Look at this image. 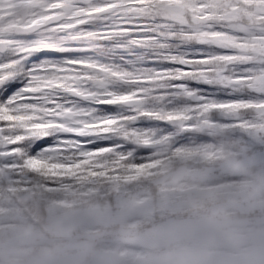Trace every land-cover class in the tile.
I'll use <instances>...</instances> for the list:
<instances>
[{
    "label": "rangeland",
    "instance_id": "rangeland-1",
    "mask_svg": "<svg viewBox=\"0 0 264 264\" xmlns=\"http://www.w3.org/2000/svg\"><path fill=\"white\" fill-rule=\"evenodd\" d=\"M98 1L0 0V41L7 44V51L0 53V75L18 72L32 51L52 46L65 52L67 57L80 59L69 60L66 66L56 70L51 81L44 80L40 87H55L58 80L74 93H80L83 89L72 88L73 83H87L88 96L97 99V87L104 83L101 78L112 73L122 78L128 75V69L117 64L116 57L110 56L107 60L92 57V53L86 52L90 42L80 40L79 32L69 36L68 41L65 36L70 34L69 27L74 23L94 22L91 15H85L84 7L94 9L99 6ZM111 5L115 8L103 10L96 19L99 22H94L89 32L104 34L103 37L108 36L109 40L118 33H127L133 29L131 26L151 21L156 28L145 36L154 38L152 41L163 53L160 57L179 65L166 69L160 78L154 79H165L168 72L177 68L180 71L177 75L186 73L183 75L188 79L197 76L208 87L211 85V90H205L208 91L205 95H209L200 96L190 88L185 89L186 85L175 83L174 94L167 96L164 103H170L172 107L182 106L185 101L190 102L188 99L200 96L201 99L195 101L204 111L228 114L230 118H238V124L234 128L220 126L221 135L222 132L225 135L218 142H212L211 137L197 142L186 135L182 137V146L171 153L170 144H166L163 137L165 126L155 124L153 127L148 122L149 115L152 119L159 117L158 110L160 113L167 111L170 105L158 104V95L146 97L145 93L161 91L153 88L151 72H141L147 81L135 87L136 90L124 93L121 108H117L115 119L118 122L112 127L127 141H131L129 138L147 139L157 150L170 151V155L147 160L146 152H137V157H143L141 162L153 163V168L143 175L148 180L139 186H126L114 182L113 178L103 189L93 182L80 186L79 175H75L70 185L54 188L38 185L39 193L34 190L35 186L18 191L27 206L25 208L14 204V198L0 193V264H206V261L207 264L231 261L264 264V215L257 216L258 213L264 214V0H114ZM70 6L77 7L68 9ZM108 6L110 3L100 7ZM71 16L74 19H70ZM60 23L64 24L62 30L58 28ZM38 24H44L45 28L33 32L32 27ZM176 36L180 45L182 41L192 46L193 57L179 54ZM102 46L101 53L117 54L115 48L118 45L105 42ZM90 47L98 45L91 44ZM200 51L203 56H199ZM87 65L100 67L104 73L97 69L92 72ZM83 69L90 70L92 76L84 80L79 72ZM248 77L252 78L249 82ZM120 86L123 88L124 85ZM225 89L227 94L230 92L234 96L229 98L218 92ZM130 101L138 103L128 106L126 103ZM19 107L30 106L22 104ZM142 115L148 117L141 119ZM188 129L203 130L196 122L188 125ZM129 145L123 153L116 152L122 158L114 157V160L125 161V165L121 167L116 160L113 166L118 167H114L111 173L126 171L131 178L137 176V170H131L134 161L131 159L136 156H131ZM153 149L156 148L150 146L147 150ZM12 151L14 147L6 148L0 154L3 157L0 160L11 164L16 158ZM15 175L18 174L12 176ZM154 183L160 187L153 188ZM155 190L158 191L154 201L150 194ZM37 194L38 199L35 198ZM110 194L115 195L114 201ZM44 202L47 204L42 210ZM243 204L250 208L246 214L248 218L246 216V220L240 222L236 217L235 220L229 219L233 214L247 212L243 210ZM158 207L161 208L156 214ZM208 211L211 215H225L227 218L220 223H211L208 230L211 228L214 233L209 235L215 238L206 245L196 246L195 237L187 236L192 229V222L187 221L193 220V216L177 217L180 220L177 222L171 218L154 223L162 213L192 212L203 216ZM195 220L199 221V232L203 231L206 223L200 218ZM226 221L228 227L224 228L221 223ZM142 229L144 233L138 243L125 236L128 231L137 234ZM177 236L187 237L179 241ZM169 243L171 245L167 247Z\"/></svg>",
    "mask_w": 264,
    "mask_h": 264
},
{
    "label": "trees",
    "instance_id": "trees-1",
    "mask_svg": "<svg viewBox=\"0 0 264 264\" xmlns=\"http://www.w3.org/2000/svg\"><path fill=\"white\" fill-rule=\"evenodd\" d=\"M91 1V0H89ZM114 0H100L98 1V3L100 2L99 6H96L94 9H90L88 6L84 7L85 10V15H91L93 17L94 22H99V20H96L98 18V15H102V11L103 10H111L115 8V5L112 6L111 3ZM105 3H110V6L105 7V8H101L100 6L105 4ZM134 2H130V4H133ZM135 5V4H134ZM166 9V8H165ZM70 19H74V17L72 18L69 17ZM144 20V19H142ZM74 23V24H68L71 25L69 27L70 29V34H67L66 37V41H68V37L69 36H73V34L75 32H79L80 35H78L79 38H82L80 40H85L90 42L87 48V53H92L93 56L92 57H101L102 59L107 60L108 57H116V62L117 64L121 65V67H123L124 69H128L127 74L129 76L134 75L135 73L139 74L138 77H122L112 73L109 75L108 74L105 75V78H101L104 83L100 86H98L97 91L99 92V94H97V99L94 96H88L87 98H95L99 103H110L113 106H115L116 108H121L122 102L125 98H122L124 96L125 92H129L128 90H136L137 88L135 87H139L141 85H144L145 81L144 78V74L145 73H150L151 74L149 76H153L152 79H150V82H152L151 84L154 86L153 88L156 89H160L159 91H161L160 93H157V91L153 90V93L150 91V93H145L146 97H156L158 95L157 100H159L158 104H169L170 103H164L166 101V99L170 96H172V93L174 94L176 88H175V83L179 84V85H186V87H184L185 89L190 88L192 89V92L194 91V93L196 95H202V96H206L209 94L205 95V92H208L209 90H211V85H209L208 88H194L192 86V81H195L197 83H201L204 84V82L200 81V79L195 76L192 78H186L183 74L186 73H182L177 75V68L174 69V71L171 70V72H168V74H172L171 76L168 77L165 76V79H160L155 80L160 78L159 76L162 73H165L166 69L161 71L158 70V66L157 65H152V64H148L146 63L147 60L149 59H158L161 61H164L163 56L160 57L159 55H162L163 53L159 50V46L157 45V43H155L154 38L153 39H148L145 34H149L151 33L152 28H156L155 26H153V24L147 21L142 22L141 24H137L138 26H131V30H127V33H118L113 39H109L108 40V36L103 37V35H99V34H95V33H91L89 32V27L94 26L93 23ZM136 23V22H133ZM147 24V25H146ZM60 27L59 30H62L64 28V24L60 23ZM143 25V26H141ZM145 29H142L144 28ZM121 26V25H120ZM129 26V25H128ZM130 27V26H129ZM140 27V28H138ZM148 32V33H147ZM143 34V37L140 38H131L132 36L135 37L136 35H140ZM156 35V34H153ZM118 38V43H117V39ZM177 39V44L178 45V52L179 54H183L184 57H193L195 54L193 53V48L192 46H189L186 42H182V45L179 44L180 40L179 37L176 36L175 37ZM53 39V38H51ZM143 40V41H140ZM108 43L109 45L112 44L114 46L118 45L115 48V52L117 54L111 55L110 52H106V53H101L100 50L103 47L102 45L104 43ZM94 44V45H98V47H93L91 48L90 45ZM45 47H50V46H45ZM52 47V46H51ZM59 49V48H57ZM60 50V49H59ZM103 51V50H102ZM85 52V53H86ZM65 53V52H64ZM203 54V52L200 51L199 54ZM69 54H73V53H69ZM138 54V55H137ZM155 54V55H154ZM186 54V55H184ZM198 55V54H196ZM203 55H199V56H203ZM143 57V61L140 60V57ZM157 57V58H156ZM115 60V59H114ZM196 61V60H193ZM80 65V64H77ZM17 66V65H16ZM177 67H179V65H176ZM14 67H11L10 69H13ZM86 68H89L92 72H94L95 69L102 71L104 73V71L100 68V67H96L93 66L91 67L90 65H87ZM206 68V67H205ZM203 69V66H202ZM89 70V71H90ZM73 71H77V70H73ZM89 71H85L83 70H79L81 76L84 77V80L87 79V76H92V73ZM141 72H144V74H142ZM3 75H7V73L5 72ZM155 77V79H154ZM125 78V79H124ZM131 79H134L133 81H131ZM247 82H249L248 80H251L252 78L248 77L246 78ZM124 85L123 88L120 86ZM119 86L121 88H119ZM178 86V85H177ZM208 86V85H207ZM131 87V88H130ZM180 87V86H178ZM239 87V86H238ZM182 89V88H179ZM206 89H208V91H205ZM226 89L222 90V91H218L220 94H227L226 93ZM191 92V93H192ZM229 92V91H228ZM156 93V94H155ZM237 95L241 96L244 94L241 93H236ZM126 95V94H125ZM211 95V94H210ZM168 96V97H167ZM198 96V98L194 97L193 99H188L189 101H185V105H177L173 107L170 105V108L166 111L164 110L162 113H160V111L158 110L159 114H161V116L159 117H149L148 116H144L142 115L140 118H149V123H151V125L155 124H160V126H165V128H163V137L165 136V143L166 144H170V148H171V153L176 152L177 149L182 146V141L184 136L187 135V137L191 136L190 138H194V140H196L197 142H200L202 140V138L205 137H211L212 138V142H218V140L220 138L224 137V133L222 132L221 135V128L220 126H223L224 128H227L228 125H230V128H234L236 127L235 125L238 124L239 119L238 118H230L228 116V114H221L219 115L218 111L215 112H208V111H204V109L201 108V106H199V102L195 101L197 99H201V97ZM232 96H234L232 93H228L227 97L231 98ZM167 97V98H166ZM156 100V101H157ZM126 102V101H125ZM157 102H155L156 104ZM249 106V105H248ZM255 107V106H254ZM127 110V109H126ZM45 111L50 112L52 111L51 109H45ZM128 112V111H127ZM148 115V113H146ZM164 114V115H162ZM20 113H17V116H19ZM113 116V118L111 119H104L102 121H96V122H92V123H88L86 121H83V127L80 128H68L65 129L62 125L58 126L61 128V130L63 131H69V132H74L77 133L79 135H89V134H97V135H103V134H111L112 136H114L115 138L119 139L120 141H122L123 143H119L115 146H105L101 149L98 150H88V151H81V147L82 145L79 144V142L75 139V137H71L68 140H66L63 144L57 146L55 149L52 150V155H49L46 158H40V157H29L27 156L26 152L24 151V149L21 148H16L14 147V151H12V153H16V158H18L19 161L16 160H12L13 162L11 164H8L7 161L5 160H0V193L4 194L5 196L14 198V200H12L14 202V204H19L21 205L23 208L27 207L24 206L25 202L22 201V198L19 196L18 191H22V189H30V187H34V190L36 191V193H39L37 191L38 185L40 186H45V187H49V188H54V187H60V186H65V184L70 185L73 182V178L75 177V175H79V177H77L78 180H80V186L81 183H85V182H93L95 183V185H97L98 187L100 186L101 189L108 187V184L111 183V179H114V182L117 183H123L124 185H140L141 182H145L148 179L144 178L143 175H145V172L149 171V168H153V163L151 161L149 162H141V158L143 157H137V152L142 151V152H146V157L145 159L149 160L151 158H160L165 154H169L170 155V151L167 152H161L160 150H157V147L154 146L152 144V142H150L147 139L144 140H135V139H131L129 138L131 141H127L126 139H124V137L122 136V134L120 135L118 133V131H116V129H114L112 127V125L116 122H118L116 116L117 114H111ZM157 115V114H156ZM196 116V118H195ZM15 119V117H13ZM189 118V120H187ZM191 118V119H190ZM131 119V117H130ZM147 122L146 120H142V122ZM18 123L20 122H24L22 123L23 125L27 126L28 130L31 132L32 135H37V134H47L49 129L54 127L55 125L52 124L51 121H45L43 119L42 116H37L34 117V119L32 120H22V121H17ZM177 122H179L177 124ZM180 122H183L180 124ZM196 122L198 127H202L203 130L201 131H193V130H189L188 129V125H190L191 123ZM219 126V127H218ZM206 127V129H205ZM218 127V128H217ZM213 128H216L217 130L215 132H213ZM153 128H150V130L152 131ZM208 129V130H207ZM132 130L133 133H135L134 129H130ZM148 130V129H147ZM207 130V131H206ZM148 132V131H147ZM197 132V133H196ZM218 132V135H217ZM115 134H118L117 136ZM162 134V133H161ZM191 140V139H189ZM130 144V148L128 149L131 152V156H136L133 161L132 168L131 170H137V176L131 178V176H129V172L123 171L122 173H118V174H114L111 173V171H113L114 167H118V166H113V164L115 163L116 160H118L121 164V167H123V165H125V161L116 159L114 160V157H118V158H122L119 157L121 155H119V153H116L118 151H120V153H123V150H125L127 148L126 145ZM150 144V146L152 148H156L153 150H147L150 149V146L147 145ZM145 146L147 147V149H145ZM126 147V148H125ZM132 150V151H131ZM166 150V149H164ZM176 154V153H175ZM106 161H105V159ZM146 160V161H147ZM28 161V162H27ZM109 165V167H108ZM18 174L15 175L16 177L12 176L14 174ZM38 174V175H35ZM18 176V177H17ZM29 176V178H28ZM156 180V179H155ZM154 180V181H155ZM72 181V182H71ZM75 181V180H74ZM153 188H158L160 187V184L157 185L156 183L153 184ZM157 191L155 190L154 192H152L150 194V197L155 201L156 196H157ZM209 192V191H208ZM261 193V192H260ZM263 194V198H264V192H262ZM112 195V194H110ZM101 196V195H100ZM207 197L209 198V195H207ZM35 198H40L37 194V196H35ZM115 195L110 196V199L112 201H114ZM46 204L47 202H44L41 204V208L42 210L46 208ZM27 205V204H26ZM244 209L243 210H247V212L243 213V214H233L232 217H230L229 219L231 220H235V217L237 218L236 220L243 221L246 220V216L248 218V215H246L248 213V211L250 210L249 206L246 207V204H243ZM161 207H158L156 214H158V210ZM155 207L153 206V211H154ZM211 211H208V213H206L207 215L201 216V215H195L194 213H190L188 212L187 214H167V213H162L161 215H158L160 217H157L155 219L154 223L157 222H161L162 220L164 221L165 219H175L177 222V217L179 218H188V217H192L193 220L189 221L190 219H188L187 222H192V225H190V227H192V229H190V233L187 235L189 238H193L195 237V241L197 244L196 246L202 245V244H210L211 241L214 240V236H210L209 234L214 233L213 229L210 228V230H208V228L211 226V223H220L222 220L226 219L227 217H225V215H211L210 214ZM259 215H264V214H257V216ZM196 218H200V220L202 219L203 222L206 223V225L202 228L203 231L200 230L199 232V228L197 227L198 225V220L196 221ZM259 218V217H258ZM230 220V221H231ZM180 221V220H178ZM194 221L196 223H194ZM166 222V221H165ZM224 225V228L228 227L227 225V221L225 223H221V226ZM148 228L150 226H147ZM206 227V228H205ZM205 228V229H204ZM196 229V230H195ZM145 230V229H144ZM143 229L141 231H139L137 234L135 232H133V230L128 231V233L125 235L126 237H128V239L130 240H136L134 241L135 243H138V239L139 237H141V235L143 234ZM226 236H230L228 235V233L226 232ZM213 235V234H212ZM187 236H177L176 239L180 240H184ZM218 236H216L217 238ZM171 245L170 243L167 245V247ZM139 246V244H138ZM204 246V245H203ZM162 249V248H161ZM165 250V249H163ZM161 251V250H160ZM207 264V261H206ZM221 264H246L242 261H238V262H224Z\"/></svg>",
    "mask_w": 264,
    "mask_h": 264
},
{
    "label": "snow or ice",
    "instance_id": "snow-or-ice-1",
    "mask_svg": "<svg viewBox=\"0 0 264 264\" xmlns=\"http://www.w3.org/2000/svg\"><path fill=\"white\" fill-rule=\"evenodd\" d=\"M72 59L80 58L67 57L62 50L55 47H40L27 56L24 66L18 72L0 75V154L6 148L10 150L14 146L22 147L29 157L46 158L52 155L53 149L71 137H75L82 145L81 151L98 150L121 143L111 134L79 135L58 127L62 125L64 128H80L83 127V121L88 123L102 121L113 118L111 114H117V108L112 104L99 103L95 98H87L89 94L87 83L83 85L73 83L72 88L83 89L80 93H74L58 80L55 87H40L44 80L51 81L57 74L56 70L66 66ZM140 60L143 61L142 56ZM146 63L157 65L161 71L176 67L171 60L161 61L153 58ZM192 86L208 87L195 81H192ZM22 104L30 107L20 108L19 105ZM45 109L52 111L47 112ZM17 113L20 115L17 116ZM37 116H42L45 121H51L55 126L50 128L47 134L32 135L27 126L17 122L32 120Z\"/></svg>",
    "mask_w": 264,
    "mask_h": 264
},
{
    "label": "water",
    "instance_id": "water-1",
    "mask_svg": "<svg viewBox=\"0 0 264 264\" xmlns=\"http://www.w3.org/2000/svg\"><path fill=\"white\" fill-rule=\"evenodd\" d=\"M76 7V6H75ZM73 6H70L68 9H72V8H75ZM45 25L44 24H38V25H34L32 27V31H39L41 30L42 28H44ZM7 51V44L5 42H0V53H5ZM138 102L137 101H130V102H127L126 104L128 106H134L136 105ZM70 264H86V263H80V262H72Z\"/></svg>",
    "mask_w": 264,
    "mask_h": 264
}]
</instances>
